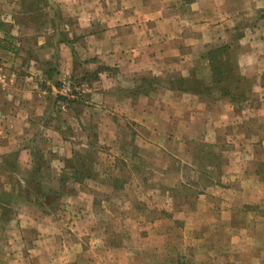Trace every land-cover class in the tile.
<instances>
[{"label":"crops","instance_id":"1","mask_svg":"<svg viewBox=\"0 0 264 264\" xmlns=\"http://www.w3.org/2000/svg\"><path fill=\"white\" fill-rule=\"evenodd\" d=\"M243 1L0 0V264H264V127L240 126L264 121V19L229 50L244 100L167 86L230 43ZM38 12L47 28L20 25ZM143 76L159 85L133 94ZM57 93L74 100L51 118ZM32 132L51 190L74 153L97 150L110 169L94 160L71 192L23 198Z\"/></svg>","mask_w":264,"mask_h":264},{"label":"trees","instance_id":"2","mask_svg":"<svg viewBox=\"0 0 264 264\" xmlns=\"http://www.w3.org/2000/svg\"><path fill=\"white\" fill-rule=\"evenodd\" d=\"M185 3L191 0H183ZM231 44H221L213 47L202 54V58L205 60L204 66L207 71L204 73L195 68V72L187 79L175 78L172 82H169L167 86L182 92H191L195 94L209 95L213 90L217 91L221 96H227L233 102L238 103L240 100L245 99L243 90L239 89L245 80L238 74L236 63L232 55L229 54ZM203 67V68H204ZM108 68L100 67L91 73L96 77V74L100 71H106ZM52 73H55V68L51 69ZM137 85L133 88V94H147L153 91L159 82L153 77H140L137 79ZM248 91V90H247ZM68 98L57 96L56 100L66 102ZM16 152H13L15 157ZM92 152L88 151L84 155L74 153L69 159L64 160L63 168L58 179L57 190H51L49 186L43 188L37 180H40V162L37 158V153L34 151L32 154V166L27 172V177L23 179V186L27 189L24 193L19 194L26 198H40L49 201L50 197L60 195L63 189L65 193L71 192V187L65 188L67 183L81 182L84 179H88L92 175V163L94 157ZM81 155V156H80ZM11 164V165H10ZM9 168H14L12 162H8ZM19 186V183H18ZM18 193L20 191L18 190Z\"/></svg>","mask_w":264,"mask_h":264},{"label":"rangeland","instance_id":"3","mask_svg":"<svg viewBox=\"0 0 264 264\" xmlns=\"http://www.w3.org/2000/svg\"><path fill=\"white\" fill-rule=\"evenodd\" d=\"M247 3H248V0H244L241 3V5H240L242 7L243 11H244L243 12V16L240 19H238V21H237V23L235 25V28H234L233 38L230 41V44L232 46V49L234 50V54L235 55L236 54L238 55L241 52V50L243 49V47H240V46L236 47V46H234L235 44H233V43L235 41H240L241 40V45L243 46V45H246L248 41L251 42V38H252V34H250V32L252 31L251 29H254L255 27H257L258 24H262L263 19H264V17H263L264 16V1L263 0H251L250 4H247ZM30 5L32 6V4H30ZM30 5L29 4H25V6H24L25 9H29L30 8ZM248 6H250V7L247 8ZM47 20H48V18H45L44 15H41V13H39V12L38 13H35V15H33V18L32 19H31V16H25V15H21L20 17H18V21H19V23H20L21 26H24L27 29H31L32 28V29L36 30L35 31L36 34L39 33V32H41L43 30V28L45 27V25H46V28H47V24H48ZM5 25H8V24L7 23H2L1 24V26L3 27V29H7L5 27ZM261 31L264 34V24H263V28H261ZM34 41H35V36L34 35H31L27 39V42L28 43H34ZM235 63H236V60H235ZM203 67L204 66H200L199 70L204 73L206 71V68L205 67L203 68ZM27 69H28V72H29L28 74H30L31 73V69H29V68H27ZM260 73H261V71H260ZM91 75H93V74H91ZM258 76H260V79H261V76L262 75H258ZM250 84L251 83L245 81L244 83L241 84V86H239V89L240 90H243L244 91V94H245L246 91L249 90V85ZM0 85H1V83H0ZM68 85H69V83H68ZM68 85H66V86H68ZM70 93H71V91H69V93H67V96ZM72 95H73V98L74 99H75V97H77L76 94H72ZM57 96H60V95L57 93L53 97L52 113L54 114V116H51V118L52 117H57L58 116L57 114L61 111V110L59 111V109L63 108L64 105L71 103L70 102L71 100H74L72 98H69V99H67L66 102H63L61 100H56ZM61 97L62 96H60V98ZM63 97H66V96H63ZM244 116L246 117V118L243 119L244 120L243 122H245V124L243 123L244 125H240L241 126V129H242V133L244 135L253 132V130L255 131V125L256 126L259 125V126L264 127V123H263L264 121H262V122H260V123L257 124V117H250L247 114L242 115V117H244ZM262 116H264V115H262ZM0 119H3V116H0ZM262 127H260V128H262ZM35 134L36 133H33V132L32 133H29V135L26 137V139L28 140V143H26L25 145L32 146L30 149L33 152L35 151L37 153V158L41 159V156H39V155H41V151L38 148L33 147V144H34V138H33V136ZM90 134L93 135V132L91 131V129H89V131H88V135H90ZM260 136H264V134L263 135L261 134ZM253 140L255 142V139H253ZM92 141L93 140H91V142ZM99 148L101 149L100 150L101 151L100 153L107 154V153L104 152L106 150V148H103L101 146ZM254 150H256L257 154L260 155V158H262V159L264 158V145L262 147H260L259 149L256 148ZM13 152H11V154L9 155L11 158H13ZM33 152H31V153H33ZM92 153L93 154H91V155H93V157H94L96 167L99 169V171H102V169H104L105 170V173H106L110 169L109 168V165L110 164L107 163L106 158L104 156L100 155V154L97 155L96 154L97 153V150H96V152L94 151ZM14 155H17V153L14 154ZM40 165H41V163H40ZM256 166H258V168H260V169H263V173H264V164H257ZM43 167H44V164H43ZM37 181L45 189L47 188V186H50L51 185V181L50 180L43 179V180H37ZM152 184H156V182L152 181ZM13 186L16 187V186H18V184H13ZM134 186H138V185H135V183H134ZM69 187H70V185H69V183H67L65 185V188H69ZM63 190L65 191V189H63ZM175 197H177L176 200L180 198V196H175ZM23 198H25V197H23ZM51 198L52 197H50L49 200H52ZM187 201H191V199L189 198ZM246 206L247 205H245V206L244 205L243 206L241 205L238 210L239 211H244V212L245 211H249V208H247ZM261 211H263V209ZM236 219L238 221H242L241 216L236 217ZM188 229L189 228H185V227L183 229H181L180 231H178L176 229V230H174L173 233L174 234H176V233H182L184 236H187V234L190 233V231H188ZM176 235H179V234H176Z\"/></svg>","mask_w":264,"mask_h":264}]
</instances>
